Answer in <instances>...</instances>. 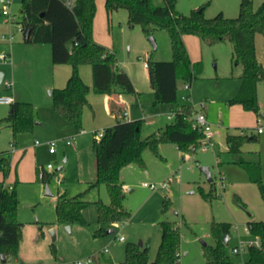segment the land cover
I'll return each instance as SVG.
<instances>
[{
    "label": "rangeland",
    "instance_id": "1",
    "mask_svg": "<svg viewBox=\"0 0 264 264\" xmlns=\"http://www.w3.org/2000/svg\"><path fill=\"white\" fill-rule=\"evenodd\" d=\"M5 1L12 2V15L20 20L21 0ZM152 1L156 6L164 5V0ZM240 1L177 0L176 10L188 15L202 7L208 19L220 12L228 18H236ZM253 1L256 7L259 0ZM1 22L6 23V18L0 14ZM11 29L16 34V44L22 39V33L14 27ZM150 38H154L156 49ZM93 39L116 55L118 68L127 72L140 90L142 105L136 104L129 111L133 120L142 121V140L158 136L167 125L174 123L167 119L168 114H175L178 108L191 107L194 113L206 117L212 129L213 144L205 151L199 149L201 145L193 147L189 153L179 151L176 145H162V159L147 150L143 156L145 168L131 166L121 176L125 186L123 205L131 215L130 220L124 225L108 227L107 230L114 231L111 234L95 236L100 228L97 208L101 203H109L106 188L101 186L84 196L90 203L83 211L89 226L74 225L68 232L66 226L57 223V200L62 195L74 198L84 194L94 182L96 158L93 145L105 129L92 127L83 120V130L77 132L54 110L53 90L47 91L44 98L34 96V99L25 100L35 108L33 132L19 135L14 143L12 130L9 127L0 129V157L6 155L9 164L7 173L0 170V192L3 187L16 189L20 203L17 219L23 224L18 254L15 258H7L5 264H77L88 258L94 259V264H123L126 248L140 243L143 248L148 247L147 264H164L155 263L162 241V221L172 223L181 234L176 264H207L203 243L215 246L211 235L213 223L231 225L227 253L233 264H246L248 250L235 254L233 248L240 242L257 238L248 231L247 223L251 220L264 222V202L259 186L249 181L242 166L233 163L232 155L227 152L226 138L240 134L258 137V143L246 145L244 152L247 161L260 160L264 183V133H257L259 125L264 128V119L259 123L260 114L264 115V83L258 88L259 114L246 111L239 104H230L242 87L241 70L232 65V47L227 43L209 46L195 36H187L189 56L193 62H202L203 71L191 84L178 82L177 104L154 106V91L146 63L148 60L172 61L168 32L155 30L149 37L140 26L131 28L126 10L115 12L109 20L104 0H97ZM255 43L257 58L264 67V36L257 34ZM61 67L71 69L67 64ZM8 69H11L10 65ZM88 71L93 80L92 70ZM18 74L26 80L23 66ZM66 83L58 88H64ZM18 86L15 84L14 90ZM5 91L1 85L0 94ZM90 92L89 99L93 95L97 99L105 98L93 87ZM142 109L146 113L145 119ZM10 112V106L0 105V118L8 117ZM50 143H55L54 153L50 152ZM204 143L202 140V145ZM203 168L209 169L211 180L207 179ZM43 171L45 181L40 177ZM178 173L180 179H176ZM164 183L166 190H161L159 187ZM145 184L155 185L157 190H151ZM46 185L52 197L46 196ZM212 188L217 197L205 196ZM165 203H168L166 209ZM52 230L55 241L49 234ZM121 236L124 242L118 240Z\"/></svg>",
    "mask_w": 264,
    "mask_h": 264
},
{
    "label": "trees",
    "instance_id": "2",
    "mask_svg": "<svg viewBox=\"0 0 264 264\" xmlns=\"http://www.w3.org/2000/svg\"><path fill=\"white\" fill-rule=\"evenodd\" d=\"M97 0H21L22 34L24 43L29 45L47 44L51 47L54 65H70L71 75L62 89L52 92L54 110L77 132L83 130V110L88 105L91 88L82 79L81 66H91L93 89L104 95H135V87L127 73L119 71L116 55L93 39V23ZM108 19L119 11L126 10L131 28L140 26L147 36L155 30L169 34L172 61H147L149 81L154 91V106L177 104L178 82L192 83L203 71L202 62H192L184 38L195 36L202 44L215 46L229 44L232 47V65L241 70L242 87L230 104H239L246 111L260 112L258 101L259 85L264 83V68L257 58L255 38L264 36V2L257 8L253 0H241L239 15L228 18L223 13L208 19L204 8L194 9L185 15L176 10L177 0H164L163 6L154 5L152 0H104ZM2 15V10L0 9ZM180 110L182 112H180ZM194 112L191 107L178 108L174 123L165 127L158 136L141 139L142 121L120 120L95 140V181L84 194L74 198L62 195L58 198L55 211L57 223L64 226H89L83 211L90 205L84 196L101 186L106 188L109 203L97 208L99 230L95 236L107 234V228L114 224L124 225L131 215L123 205L124 185L122 172L131 167L145 168L144 153L149 150L156 158L162 159V145H176L179 151L189 153L199 147L204 135L193 122L188 120ZM35 108L31 103L14 102L11 113L0 120V129L12 130L14 143L19 135L33 132ZM257 136L247 134L228 135L226 144L233 163L246 171L249 181L257 184L264 202L262 166L259 161H247L244 147L258 143ZM0 170L7 173L9 164L6 155L0 157ZM45 172V171H43ZM46 175L42 178L45 181ZM47 182V181H46ZM212 188L209 195L217 197ZM19 199L15 188H2L0 192V254L15 258L22 238L23 224L18 221ZM168 206L165 203L164 208ZM162 241L155 263L176 264L179 258L181 234L167 221L160 223ZM248 231L261 240V248L248 249L246 264H264V222L249 221ZM42 231V228H40ZM231 225L213 223L211 235L215 246H205L207 264H233L223 243L229 235ZM148 247L138 245L126 248L123 264H147Z\"/></svg>",
    "mask_w": 264,
    "mask_h": 264
},
{
    "label": "crops",
    "instance_id": "3",
    "mask_svg": "<svg viewBox=\"0 0 264 264\" xmlns=\"http://www.w3.org/2000/svg\"><path fill=\"white\" fill-rule=\"evenodd\" d=\"M263 2L264 0H259V4L255 8L259 7ZM12 27L14 26L9 25L7 22L0 23V56L7 53L6 55L10 58V61L8 62L0 59V71L5 73V81L13 83L12 90H7L5 88L6 91L0 94V96H10L13 98L14 102H25V100L34 99V96L44 98L47 91L61 89L58 87H62L65 81H68L71 75V69H66V67L64 68L61 67V65H54L52 63L51 47L47 44H26L24 43L23 34L22 39L15 44L16 34L13 33L14 31L11 29ZM4 36L6 39H3ZM186 37L184 38L185 44ZM9 65L11 66V69H8ZM21 66L26 70V80H23L18 74ZM90 69L92 70L91 66H81L79 72L84 82L92 89L93 80H91V75L88 71ZM119 71L125 72L121 69H119ZM8 76L9 78H7ZM128 76L131 79L129 74ZM131 81L135 87V95H105V98L103 97L101 99H97L93 95L90 99L88 98V105L85 106L83 110V120H85L88 125L91 123L92 127H101L104 129L113 127L120 120L130 122L137 121L133 120L135 119L133 116L131 118L129 108L136 104L142 105V101L139 96L140 90L135 80L131 79ZM15 84H18L19 86L14 90ZM125 112H128L127 118H124L123 116ZM141 114L143 115V119H145V110L142 109ZM4 118H0V120ZM260 118L264 119V115L261 114Z\"/></svg>",
    "mask_w": 264,
    "mask_h": 264
},
{
    "label": "built area",
    "instance_id": "4",
    "mask_svg": "<svg viewBox=\"0 0 264 264\" xmlns=\"http://www.w3.org/2000/svg\"><path fill=\"white\" fill-rule=\"evenodd\" d=\"M1 10H2V16H4L6 18V22L9 24V25H12L16 28L17 31H20L22 32V25L20 23V20H18V18L15 16V15H12V12H11V7H12V2L10 1H5V0H1ZM3 39H6V37L4 36ZM0 59L2 61H5V62H8L10 61V58L8 55L6 54H3L0 56ZM146 67H147V63H146ZM2 85L7 89V90H12L13 88V83L10 82V81H3ZM187 89H189V86H186ZM183 99L187 100V98L183 97ZM14 103V100L12 97L10 96H0V105H7V106H11L12 104ZM180 112H182L180 110ZM124 118H127L128 116V112H125L124 113ZM175 117H176V113H171V114H168L167 115V119L169 121H173L175 120ZM188 120L192 121L193 122V125L196 129H198V131H200L203 135H204V141L205 143L201 146L199 149L202 148V150H206L210 145L213 144V136H212V129H211V126L210 124L208 123L206 117L200 113H194L193 116H190L188 118ZM262 121V119L260 118L259 119V123ZM257 133L259 135L263 134L264 133V128L262 125H259V128L257 130ZM103 137V133L102 134H99V140ZM69 144H72V141L69 142ZM36 145H38V142H36ZM50 146V152L51 153H54L55 151V143H50L49 144ZM199 149H194L195 150H199ZM13 153V152H12ZM52 167L49 165V169H51ZM45 175V172H42L40 177L43 178ZM181 178V174L178 173L177 176H176V179H180ZM145 187L147 188H150L151 190H157V187L155 185H148V184H145ZM166 187H167V184L164 183L163 185H161L159 188L161 190H166ZM224 188V186H223ZM119 241L121 242H124V237L121 236L119 239ZM251 247H256V248H261V240L259 237H257L254 241H251V242H240L238 246H236L235 248H233V252L235 254H239L241 253L242 251L244 250H248L249 248ZM107 252V251H105ZM77 264H94V259L92 258H88L84 261H81V262H78Z\"/></svg>",
    "mask_w": 264,
    "mask_h": 264
},
{
    "label": "water",
    "instance_id": "5",
    "mask_svg": "<svg viewBox=\"0 0 264 264\" xmlns=\"http://www.w3.org/2000/svg\"><path fill=\"white\" fill-rule=\"evenodd\" d=\"M149 41L153 45L154 49H156V44H155L154 38H150ZM4 79H5V73L2 72V71H0V86L2 85ZM260 116H261V114H260ZM60 169H62V168H60ZM202 171L206 175L207 179L208 180H211V174L209 172V169L208 168H203ZM46 196L47 197H52L53 196V194H52L51 190L49 189L48 185H46ZM66 229H67L68 232H71V226H66ZM113 232H114L113 230H107V234H111ZM49 234L51 235L52 240L55 241V239H56L55 231L52 230V231L49 232ZM229 241H230V236L229 235H225L223 237V243H224V245L226 247L229 246ZM203 245L206 246L205 243H203ZM142 246H143L142 243H140L139 247H142ZM0 257H1V264H5L6 263V257H5V255L4 254H1Z\"/></svg>",
    "mask_w": 264,
    "mask_h": 264
}]
</instances>
